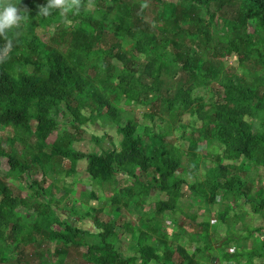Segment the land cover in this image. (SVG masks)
<instances>
[{
	"label": "trees",
	"instance_id": "trees-1",
	"mask_svg": "<svg viewBox=\"0 0 264 264\" xmlns=\"http://www.w3.org/2000/svg\"><path fill=\"white\" fill-rule=\"evenodd\" d=\"M148 1L95 0L92 12L82 10L66 26L58 11L47 18L37 16L47 0H13L28 14L18 38L14 31L8 33L14 47L0 63V168L5 158L24 187L0 179V264H12L18 249L19 257L25 255V247L38 244L40 237L56 246L57 256L81 249L90 264H129L132 258L117 250L121 242L157 264L171 262L173 253L160 257L152 243L172 201L173 210L200 236L198 249L191 254L186 247L174 264H211L218 249L232 245L233 253L222 251L221 264H252L257 258L264 264V239L255 238L248 221L250 214L264 219V0ZM225 5L231 8L232 32L216 41L214 14ZM149 8L153 16L147 20ZM201 11L210 16H201ZM54 19V35L44 42L40 35ZM159 22L158 32L153 27ZM182 22H187V31ZM191 39L198 48L195 54L189 49ZM4 43L0 38V47ZM233 54L242 73L208 61L209 56L224 59ZM182 73L186 78L177 80ZM142 74L157 82H144ZM125 99L132 110L123 106ZM138 106L145 108L141 119L135 113ZM62 110V122L72 123L71 129L50 142L62 123L54 116ZM164 114L170 119L162 127L157 119ZM94 124L107 130L106 137L114 132L121 140L107 146L105 137L92 135L94 150L86 154L72 148ZM145 136L157 141L153 152ZM117 143L127 152L119 151ZM214 144L223 151L214 167L203 170L200 147ZM82 160L88 163L90 182L101 180L110 206L108 222L102 219L104 208L88 206L99 200L96 192L81 191L73 199L67 212L73 223L62 212L77 177L71 186L66 182ZM122 181L129 186L120 189ZM62 182L66 197L54 201L49 187ZM162 192L171 202L157 201L155 212H147L152 196ZM241 199L249 210L243 204L240 210L231 207ZM190 201L218 206L216 222L199 224L198 216L186 213L194 208ZM131 208L140 227L119 215ZM19 209L25 210L23 216L13 219ZM89 217L94 232L86 227ZM27 219L29 238L23 233ZM257 231L264 233V226ZM135 235L136 242L128 240ZM180 241L181 235L173 234L171 250ZM56 260L49 264H58Z\"/></svg>",
	"mask_w": 264,
	"mask_h": 264
},
{
	"label": "rangeland",
	"instance_id": "rangeland-1",
	"mask_svg": "<svg viewBox=\"0 0 264 264\" xmlns=\"http://www.w3.org/2000/svg\"><path fill=\"white\" fill-rule=\"evenodd\" d=\"M146 1L149 3L148 0H146ZM92 11H93V9L85 10V14H89V12H92ZM230 14H231V8H230L229 5L223 6L219 13H215L214 14L213 23H214V27L216 29H215L213 34H215L217 36L216 37V41H217V39L224 38L225 36H228V35L231 34L232 31H231V23H230ZM200 15L204 16V17H209L210 16L209 14H207L204 11H201ZM152 16H153V11H152L151 8H149L146 11L147 20H150L152 18ZM180 24H181L182 28L185 31H187V27H188L187 22H182ZM55 26H56V19H54L52 25L47 29V31L41 33L40 37H41L42 41L46 42L54 35V27ZM66 26H68V25H66ZM153 28H155L154 29L155 31L159 32L161 30V28H162V24L159 22L158 24L154 25ZM189 30H191V29H189ZM248 30L251 31V27H248ZM185 41H188V39H186ZM179 42H180V44L183 43L181 40ZM194 44H195V41L193 39H191V41H189V49L191 50L192 54H195L197 52V50H198V48H196L194 46ZM209 46H210V44H209ZM95 47H97V46L94 45V48ZM208 49L209 48L204 49L203 53H206L208 51ZM94 50H96V49H94ZM94 50H93V52H94ZM93 58H95V57H93ZM211 59L213 61L214 66L217 67V68L221 64H224L228 72H230V73H233V72L242 73V69H240L239 63H238L237 58H236V56L234 54L232 56L224 58V59H221V58L213 59V58H211V56H209L208 57V61H210ZM208 66L209 65H207V67ZM141 78H142V80L144 82H146L148 84L157 82V81H153V80L152 81L148 80L149 78L146 77L144 74L141 75ZM185 78H186L185 73H182L178 77L177 80H182L183 81ZM248 83H250V81ZM237 88L241 92L245 91V87L244 86L237 85ZM162 92H163V94H167L168 91H167V87L166 86L162 87ZM171 93H172V91H171ZM196 96H198V94H196ZM213 97L214 96L210 95L208 98L212 99ZM215 97L216 98L219 97V99H220V96H219L218 93L215 94ZM123 106L127 110H132L133 109V105H130V102H128L127 99H125L123 101ZM144 112H145V108L144 107L139 106V107H137L135 109L136 116L139 119H141L143 117ZM63 116H64V114H63V110H62V111H58L55 114L54 118L56 120L62 122ZM168 119H170V117L167 114H164V117L158 118L157 121L159 122V124L162 127H164L165 125H167L165 121H167ZM183 121L186 122L187 124H189L190 126H192V124H194L193 122L190 121V118H187V117H184ZM60 124H61V126L58 128V130L55 131L52 134V137L50 138V142H54L62 131L71 129V124L72 123L62 122ZM197 127H200V124H197ZM93 128L95 130H101L102 129L99 124L98 125L94 124ZM143 131H144V127H140L139 130H138V133L142 134ZM1 133L2 132H0V134ZM83 137H84L85 141H83L81 143V146H79L78 149H80V150H82L84 152H88L92 148V146L94 148V145L92 144V141H91L92 137H91V135L89 133H85L83 135ZM144 141H145V144H149L150 145V148L148 149L149 152H153V150H155L156 147L158 146L157 141L153 140V137L145 136V140ZM241 143H244V139L243 138L241 139ZM178 144H181V143L179 142ZM222 151H223V148L221 146L216 145V144H214V146H210V147H206V146L202 145L200 147V151H199L200 154L202 155V158H203L202 169L203 170H207V169H210V168L214 167L215 166V160H216L217 156L221 155ZM1 163H2V166L0 168V179H2V181L5 182V183L8 182V183H10V184H12L14 186H17V187L23 189L24 184H22V183H20L19 181L16 180V175L10 171L9 166L7 164V160L5 158H1ZM224 163H228V162L224 161ZM36 176L41 177L42 175H41L40 172H38L36 174ZM248 179L250 180L251 178H248ZM58 187L53 186V185L49 187L50 193H51L49 196L52 197L54 199V201H59L60 198L63 195L62 190L58 189ZM79 188H78L79 191L89 190V188L86 187V185L85 186H81L80 189ZM183 195L188 197L186 189L183 190ZM74 196H75V198H78L79 194L77 195L75 193L73 195V197ZM159 196H162L161 193L157 197H159ZM71 201H73V200H71ZM190 203H192L194 205L193 210L194 209H200L199 207H201V206H199V203H196L194 201H190ZM242 204L245 206V203H244L243 199H241L236 204L234 203L233 205H231V207H233L235 210H240V209H237V208H240L242 206ZM105 205H106V202L104 200H101L100 201V206H105ZM172 207H174L173 203H172ZM147 208H149V209L151 208L152 210H154L155 201H152L150 206L147 207ZM245 209L249 210V206H245ZM24 211H25L24 209H19L18 211H16L13 214V219H17L20 216H23V212ZM217 211H218V206H215V207H204V206H202L201 207V212H199L200 213L199 215H201V214H203V215L200 217V219L201 220L207 219V220H211V221L215 219V222H216V216H214V215H216ZM209 212H211V213H209ZM30 214L34 215L35 213L30 211ZM194 215H197V213H194ZM66 218H67L68 222L69 221L73 222L72 218L69 215H67ZM130 220H131V218H130ZM40 221H41V218L38 217L36 219V222H40ZM182 221H184V220L180 221L179 218H174L171 228H169L170 227L169 224H168V228L175 235L176 234L182 235V233L184 231H186V230L189 233H191L193 235H196L194 233V231L188 226L187 223H185V228L181 227L179 224L180 223H184ZM248 221L250 222V226H252V229L255 232V235H256L255 238H260L261 237L262 240H263L264 239V233L258 232L257 229H259V228L264 226V219L260 218L257 215H251L250 214V218L248 219ZM26 223L27 224H25L23 226V233L26 236V238H29V235H30V233H29L30 226L28 224V223H30L29 219H27ZM55 228L58 229L59 227L56 226ZM194 228L196 229V227H194ZM194 242H195V244L193 245L192 250L194 248H197L196 243L200 242V236L199 235H197L195 237V241ZM187 243H188V241L184 240L183 244H179L178 245L179 246V250L181 251L184 248L188 247ZM227 248H229V253H233L234 250H235V246H233V245L229 246ZM21 249H22V247H21ZM19 250L20 249H18L16 251V255L17 256L14 255V260H13L12 264H49L54 259L55 260L57 259L56 261H58V264H90L82 257V251H80L81 249L79 250L77 248H73L72 250H70V253H68V254H62L60 256H57V254H56V246L46 242L41 237L38 239V244H35L34 246L30 245L28 247H25V250H26L25 255H22V256L19 257V254H18ZM212 264H220L219 257H217L215 260H213ZM252 264H261V263H260L259 259L257 258L256 262L252 263Z\"/></svg>",
	"mask_w": 264,
	"mask_h": 264
},
{
	"label": "crops",
	"instance_id": "crops-1",
	"mask_svg": "<svg viewBox=\"0 0 264 264\" xmlns=\"http://www.w3.org/2000/svg\"><path fill=\"white\" fill-rule=\"evenodd\" d=\"M147 80V79H146ZM149 80V79H148ZM139 107V106H138ZM126 109V108H125ZM65 131V130H64ZM105 131H107V130H95L94 128L92 129V130H90V132H88L90 135H91V137H92V135H97V136H99V137H105V145H109V146H111V143H112V140H115V142L117 141V140H121V137H118L117 139H115V133L114 132H111V133H109V135H110V137L109 136H105ZM111 135H112V137H111ZM83 141H85V139H84V137H83V139L81 140V141H79V142H75L74 144H72V148H74L75 150H78V151H81V152H83V153H88V152H90L91 150H94L95 148H96V146H95V143L93 142V140L91 139V141H92V144L94 145V148H93V146H92V148L88 151V152H84V151H82V150H80V149H78V147L79 146H81V143L83 142ZM118 144V147H117V149L119 150V151H121V152H127V150L124 148V147H122V146H120L119 145V143H117ZM87 168H88V163H87V161L86 160H82V161H80L79 163H78V165H77V168H76V172H72L71 173V175L69 176V179H68V181L66 182V184L68 185V186H71L73 183H72V178L75 176V177H77L76 178V182H75V185H73L74 186V189L73 190H70L71 192H74L72 195H69V197H67L68 199L66 200V203L68 204V207H67V209L66 210H64V211H62L63 213H65V214H68L69 215V213H67L68 212V210L70 209V208H72L73 206H74V204H73V201H71V200H73L74 198H75V196L73 197V195L76 193L77 195L81 192V191H79L78 190V188L80 187L81 188V186H85L86 185V187H88L89 188V190H83L82 192L83 193H86V194H88V195H90V194H92V192H96L97 194H98V196H99V200L98 201H92V203L91 204H89L88 206L90 207V208H96V206L97 207H99V208H104L105 209V212L102 214V219H104L105 221H109V219H110V216L108 215L109 214V211H110V206H108L107 205V203H106V205L105 206H100V201L101 200H104L105 202H106V198H105V195H104V193L101 191V188H100V182H101V180H97V181H92V182H90V175L88 174V171H87ZM74 174V175H73ZM121 179H122V177H121ZM51 183V181L49 182V184ZM65 182H62V183H60V186L58 187V189H61L62 190V192H63V195H62V197L61 198H64V197H66V191H64V186L66 185V184H64ZM66 185V186H67ZM118 185V187H120V189L121 188H126V187H128L129 186V183H128V181H122V182H120V183H118L117 184ZM79 188V189H80ZM51 194V193H50ZM158 195H160V193H158V194H155L154 196H152V199H150V201H149V204H151V202L152 201H155V208H154V210H152L151 208L149 209V208H147L146 207V211L147 212H149V213H154L155 212V210H156V202L157 201H164V202H171V198H170V196H169V194L168 193H166V192H162L161 193V195L162 196H159V197H157ZM60 198V199H61ZM72 198V199H71ZM71 199V200H70ZM172 203H173V201H172ZM172 203H171V205L170 206H172ZM63 204L64 203H61L60 204V206L61 207H63ZM174 205V204H173ZM150 206V205H149ZM148 206V207H149ZM88 208V207H87ZM62 209H64V208H62ZM89 209V208H88ZM174 208H170L166 213H165V215H163V216H161V218L162 219H160V222H161V224H160V227H159V231H160V234L159 235H156V237L154 238L155 239V241L152 243V246H153V248L156 250V253L160 256V257H163L164 255H166L167 253H169V252H172L173 253V257H172V261L171 262H168V261H164V263L165 264H174V263H176L178 260H179V257H180V254L182 253V251L183 250H185L186 248H184L183 250H179V244H183V242H184V240L185 241H188V243H187V246L188 247H190V250H189V252L191 253V254H193L195 251H196V249H198V243H196V246H197V248H194L193 250H192V248H193V245L195 244V237L198 235V234H196V235H193V234H191V233H189L187 230L186 231H184L183 233H182V235H181V238H182V241H180V242H178V243H175V246H176V248H175V250L173 251V250H171V244H170V240L172 239V236L171 235H173V232H171L170 231V229L169 228H171V226H172V222H173V220H174V218H179L180 219V221L181 220H184V221H182V222H184V223H180L179 225L181 226V227H183V228H185V223H187L188 224V226L194 231V233H195V230L193 229V227H192V224L190 223V221H187L186 219H185V217L184 216H182L180 213H178V212H175V210H173ZM133 210V208H131V210H129V209H124L121 213H119V215H121L122 217H124V219L126 220V222H128V223H130V224H132L134 227H140L141 226V224H140V222L138 221V219H137V217L136 216H134V214H132V211ZM90 212H91V210H90ZM199 212H201V209H194V210H191V211H188V210H186V213L187 214H190V215H194V213H197V215L196 216H198V223L200 224V223H204V222H206V221H208V222H211V223H215V219L214 220H207V219H204V220H201L200 219V217L203 215V214H201V215H199L200 213ZM209 213H211V212H209ZM131 218V220H130V218ZM172 218V219H171ZM72 220H73V222H74V219L72 218ZM70 222V221H69ZM73 222H70V223H73ZM94 221L93 220H91L90 219V217L86 220V224H87V228L89 229V230H91L92 232H94L95 231V226H94V223H93ZM168 224H169V228H168ZM193 225H195L194 223H193ZM195 226H197V225H195ZM194 226V227H195ZM162 228V229H161ZM173 228V227H172ZM183 230V229H182ZM251 231H253L254 232V230L252 229V226H251ZM188 234H190V237L188 236ZM255 234V233H254ZM187 235V236H186ZM195 236V237H194ZM256 236V235H255ZM169 237V238H168ZM131 239H133L135 242L137 241V236L135 235V236H133L132 238L131 237H129L128 238V240H131ZM226 247H224V249L222 248V249H218V251H217V257H219V262L221 261V255H222V251H224V250H228V252H229V248H226ZM117 250L120 252V253H122L123 254V256L125 257V258H132V261L129 263V264H157L156 263V261H154V260H150V259H147V258H145V257H142V256H140L139 254H136V253H134V252H132V251H130V250H128V249H126L125 247H124V244L121 242V243H119L118 245H117ZM166 251V252H165ZM165 253V254H164ZM165 257V256H164ZM165 260V259H164ZM215 260V259H214ZM168 262V263H167ZM213 262V261H212ZM201 264H205V263H201ZM212 264V263H211ZM221 264V263H220Z\"/></svg>",
	"mask_w": 264,
	"mask_h": 264
},
{
	"label": "clouds",
	"instance_id": "clouds-1",
	"mask_svg": "<svg viewBox=\"0 0 264 264\" xmlns=\"http://www.w3.org/2000/svg\"><path fill=\"white\" fill-rule=\"evenodd\" d=\"M20 4V3H19ZM13 0H0V38L5 39V43L0 47V63L5 62L13 47L14 39L8 33L14 31L18 38L22 31L28 14L26 8H22ZM96 7L95 0H47L45 5H40L37 16L47 18L58 11L63 23L72 24L71 17L79 15L82 10H91Z\"/></svg>",
	"mask_w": 264,
	"mask_h": 264
}]
</instances>
